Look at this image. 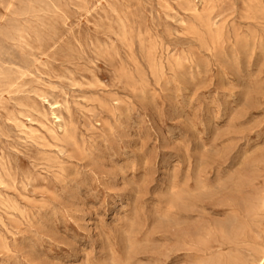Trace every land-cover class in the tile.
<instances>
[{
    "label": "rangeland",
    "instance_id": "374dc122",
    "mask_svg": "<svg viewBox=\"0 0 264 264\" xmlns=\"http://www.w3.org/2000/svg\"><path fill=\"white\" fill-rule=\"evenodd\" d=\"M183 1L0 0V264H264V0Z\"/></svg>",
    "mask_w": 264,
    "mask_h": 264
},
{
    "label": "bare ground",
    "instance_id": "6f19581e",
    "mask_svg": "<svg viewBox=\"0 0 264 264\" xmlns=\"http://www.w3.org/2000/svg\"><path fill=\"white\" fill-rule=\"evenodd\" d=\"M200 4L196 3V1L193 0H184L183 1V8L186 12L189 13L190 17L194 20V27L197 28L198 31L202 30V32L209 36L210 39L213 41V43H223L225 39V29L223 26L217 25V23L214 21V8L215 6L213 4V0H200ZM168 3V2H167ZM252 3V2H251ZM170 4V3H169ZM255 4V3H254ZM172 7V6H171ZM264 8V7H263ZM260 9V8H259ZM164 10V9H163ZM173 10H175L173 8ZM176 11V10H175ZM262 11V10H260ZM255 13V12H254ZM256 14V13H255ZM263 15V14H262ZM190 20V19H189ZM196 33V32H195ZM207 40V39H206ZM241 40V39H239ZM207 46V45H206ZM157 66V65H156ZM158 68L162 69L163 65L157 66ZM13 82V81H12ZM9 84V83H8ZM14 84V83H12ZM16 84V83H15ZM7 85V84H6ZM9 87V86H8ZM7 87V88H8ZM15 88V85L12 89ZM18 88V87H17ZM16 88V89H17ZM11 89V88H10ZM11 89V90H12ZM10 90V91H11ZM55 105V104H54ZM62 106V105H61ZM64 106V105H63ZM62 106V107H63ZM55 109V108H53ZM52 109V110H53ZM58 111V110H57ZM57 111L52 112V114L55 115L56 120L59 121L60 128L62 131L67 133V130L65 128L64 124V118L57 113ZM63 111V110H62ZM61 111V112H62ZM32 114V113H31ZM63 115V112L61 113ZM30 115V114H29ZM53 116V115H52ZM35 117V116H34ZM37 118V117H36ZM35 118V119H36ZM39 118V117H38ZM31 119V118H30ZM55 120V119H54ZM13 121V120H12ZM57 121V122H58ZM56 122V123H57ZM54 123V122H53ZM56 126V125H55ZM58 126V124H57ZM28 128V127H27ZM56 128V127H55ZM59 128V130H60ZM49 133L54 134V131L52 129H48ZM61 132V131H59ZM57 134V133H56ZM60 135V134H59ZM69 139H72L71 137H68ZM121 143V142H120ZM206 150V148H205ZM7 164V163H6ZM8 166V165H7ZM9 168V167H8ZM1 169V168H0ZM194 169V168H193ZM2 172V171H1ZM0 172V173H1ZM14 174V173H13ZM3 176V173H2ZM4 177V176H3ZM5 180V179H4ZM7 180V179H6ZM48 213V212H47ZM156 216V215H155ZM155 218V217H154ZM164 218V217H163ZM193 218V217H192ZM166 220V218H165ZM164 221V220H163ZM166 222V221H165ZM176 230V229H175ZM153 231V230H152ZM183 232H181L182 234ZM176 235V234H175ZM179 235V234H178ZM177 236V235H176ZM187 237V236H186ZM170 238V237H169ZM175 238V237H174ZM180 239V238H179ZM180 242V241H179ZM168 247V246H167ZM30 252V251H29ZM168 252V251H167ZM28 253V252H27ZM30 255V254H29Z\"/></svg>",
    "mask_w": 264,
    "mask_h": 264
}]
</instances>
